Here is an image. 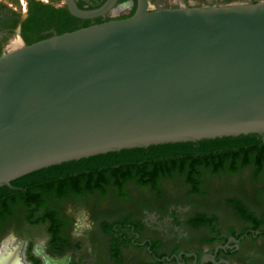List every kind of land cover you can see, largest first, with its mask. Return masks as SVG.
<instances>
[{"label":"water","instance_id":"1","mask_svg":"<svg viewBox=\"0 0 264 264\" xmlns=\"http://www.w3.org/2000/svg\"><path fill=\"white\" fill-rule=\"evenodd\" d=\"M116 1L83 10L66 0L80 19ZM255 133L264 136V1L151 10L139 0L131 17L0 55V187L110 152Z\"/></svg>","mask_w":264,"mask_h":264},{"label":"flooded vegetation","instance_id":"2","mask_svg":"<svg viewBox=\"0 0 264 264\" xmlns=\"http://www.w3.org/2000/svg\"><path fill=\"white\" fill-rule=\"evenodd\" d=\"M107 1L74 0L83 10L97 9ZM261 1L264 0H173L172 5H160L159 0H147L151 10L204 8ZM138 5L139 0H117L114 8L105 15L93 19H80L70 13L66 0H27L25 4L21 2L19 6H14L7 0H0V55L9 49V44L12 42L28 44L32 39L49 38L62 34L68 29L131 17ZM258 135L262 136L264 141V136ZM206 158L207 155L199 154L198 159ZM210 164L209 159L202 160L196 163L195 168L191 164V168L195 172L198 166L208 167ZM187 166H174L157 173L155 179L147 181L146 183L160 188L162 195L153 200L157 203V207L154 211L147 210L144 213L136 210L128 214L129 218H123L122 222L113 224L111 221H106L108 225L112 223L108 228L112 234L110 239L105 236L106 232L87 224L85 217L80 216V219H76L70 215L50 212V220L56 227L49 243L39 246L29 239L16 241L21 245L19 254L22 262L24 264H264V222L261 226L248 223L240 230L226 231L225 228L222 229L217 225L214 228L206 226L214 215L211 212H195L186 205L167 207L171 199L166 195L169 190L166 186L169 179L174 177L170 174L181 173L186 170L183 167ZM190 176H193V173ZM136 179V175L132 174L123 181L122 185L127 186L128 194L129 186ZM112 181L113 179H107L104 189H107ZM8 188L16 190L12 185ZM53 199L48 198L43 205H39L38 201L34 200L32 205L36 207L38 214H42L43 210L56 200ZM127 199H131V196L129 195ZM12 200L14 211L8 213L6 217L0 216V248L7 227L16 220L20 221L26 213L27 206L22 204L23 197L19 196L18 201ZM237 203L243 208L246 217L255 220L264 219V210L253 208L247 202L238 200ZM7 223L10 224L6 226ZM70 231L74 233L70 235Z\"/></svg>","mask_w":264,"mask_h":264},{"label":"rangeland","instance_id":"3","mask_svg":"<svg viewBox=\"0 0 264 264\" xmlns=\"http://www.w3.org/2000/svg\"><path fill=\"white\" fill-rule=\"evenodd\" d=\"M7 1L19 6L21 2L25 4L27 0ZM158 3L172 5L173 0H159ZM14 44L15 42L10 43L9 49ZM258 157L254 152L247 159L240 157L233 161L227 158L222 165L211 162L208 167L198 166L195 172L190 165L181 173L170 174L174 177L169 179L166 186L169 188L166 195L171 199L167 207L186 205L195 212H211L214 215L206 225L210 228L217 225L226 231H235L248 223L261 226L264 219L246 217L243 208L237 203L238 200L247 202L253 208L264 210V160L260 163ZM201 168L205 171H201ZM191 172L193 176H190ZM136 178L129 186V194L126 192V185L120 186L113 179L107 189L97 187L84 194L71 192L63 197L54 198L56 200L50 207L44 209L42 214L30 215L32 209L26 207V213L20 221L16 220L7 227L3 240L14 235L18 242L29 239L39 246L49 243L56 227L50 220L51 210L76 219H80V216L85 217L87 224L106 232L105 236L110 239L112 234L108 228L112 223L108 225L106 221L113 224L122 222L129 218L128 214L136 210L144 213L147 210L154 211L157 207L153 200L162 195L160 188L145 183L138 176ZM129 195L131 199H127ZM72 232L74 233L70 231V235Z\"/></svg>","mask_w":264,"mask_h":264},{"label":"trees","instance_id":"4","mask_svg":"<svg viewBox=\"0 0 264 264\" xmlns=\"http://www.w3.org/2000/svg\"><path fill=\"white\" fill-rule=\"evenodd\" d=\"M74 30L77 29H68L64 33ZM41 40L43 39L38 37L29 41L28 44ZM254 152L259 156L258 161L261 163L264 160V141L258 134L223 137L196 143H175L149 148L125 149L120 152H110L66 162L14 180L11 185L16 190L8 187L0 188V216L6 217L8 213L14 211L12 199L18 201L19 196L23 197L22 204H25V207H31L30 215H34L37 214L36 207L34 208L32 205L34 200H37L39 205H43L48 198L63 197L71 192L84 194L97 187L104 188L107 179H114L121 186L124 180L135 174L146 183L155 179L157 173L164 172L174 166L192 164V167L195 168L196 163L207 159L209 162L220 164L227 158L233 159V161H237L240 157L247 159ZM199 154L207 155V158L198 159ZM9 224L7 223L6 226Z\"/></svg>","mask_w":264,"mask_h":264},{"label":"bare ground","instance_id":"5","mask_svg":"<svg viewBox=\"0 0 264 264\" xmlns=\"http://www.w3.org/2000/svg\"><path fill=\"white\" fill-rule=\"evenodd\" d=\"M19 46L20 43L17 41L11 49ZM20 250L21 245L17 244L14 239H7L0 248V264H24L19 254Z\"/></svg>","mask_w":264,"mask_h":264}]
</instances>
